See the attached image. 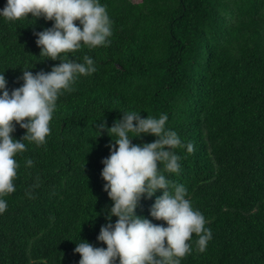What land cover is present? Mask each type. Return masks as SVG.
Returning <instances> with one entry per match:
<instances>
[{
  "label": "trees",
  "instance_id": "obj_1",
  "mask_svg": "<svg viewBox=\"0 0 264 264\" xmlns=\"http://www.w3.org/2000/svg\"><path fill=\"white\" fill-rule=\"evenodd\" d=\"M6 3L0 0V10ZM99 3L111 21L110 43L81 42L61 54L80 63L87 55L96 71L62 90L46 142L24 141L26 151L15 156L16 190L2 197L8 206L0 214V264H79L81 240L106 249L97 236L117 217L107 219L113 202L101 161L113 141L106 130L96 136L127 111L166 114L165 128L184 145L172 150L179 173L163 174L186 188L211 239L201 252L193 233L181 264H264V0ZM53 23L0 16V74L9 93L23 84L24 70L35 75L60 63L41 57L35 42L34 33ZM25 131L17 124L11 135L19 140ZM156 139L142 134L132 143ZM162 194L143 197L135 214L167 227L150 215Z\"/></svg>",
  "mask_w": 264,
  "mask_h": 264
},
{
  "label": "clouds",
  "instance_id": "obj_2",
  "mask_svg": "<svg viewBox=\"0 0 264 264\" xmlns=\"http://www.w3.org/2000/svg\"><path fill=\"white\" fill-rule=\"evenodd\" d=\"M29 14L54 22L52 27L34 33L35 42L41 57L59 59L60 63L50 72L41 70L35 75L24 70L19 78L23 84L11 93L5 76L0 74V214L8 206L2 197L16 190L19 164L15 156L26 151L24 141L44 144L62 90L73 91L77 75L96 71L94 61L87 55L80 63L61 54L79 50L82 43L89 47L107 46L112 35L106 6L99 0H7L0 10V16L7 21ZM167 120L166 114L158 119L149 115L142 118L138 112L127 111L110 128L99 126L96 137L106 130L113 141L108 145L109 156L101 161V177L105 181L103 190L113 202L107 219L111 221L115 216L117 220L100 228L97 240L106 244V249L84 240L76 243L74 252L81 257L79 264H181L192 250L189 241L193 233L198 237L199 251H204L211 239V230L204 227V216L186 199V188L163 174L179 173L180 157L172 150L184 147L178 134L165 128ZM17 124L26 130L19 140L11 135ZM142 134L157 139L142 145L132 143ZM187 149L193 151V145L189 143ZM26 165L31 167L33 161L28 159ZM157 190L163 194L156 197L150 215L165 221L167 227L135 214L141 199L151 198Z\"/></svg>",
  "mask_w": 264,
  "mask_h": 264
},
{
  "label": "rangeland",
  "instance_id": "obj_3",
  "mask_svg": "<svg viewBox=\"0 0 264 264\" xmlns=\"http://www.w3.org/2000/svg\"><path fill=\"white\" fill-rule=\"evenodd\" d=\"M133 1H136L137 2V1H140V0H133Z\"/></svg>",
  "mask_w": 264,
  "mask_h": 264
}]
</instances>
